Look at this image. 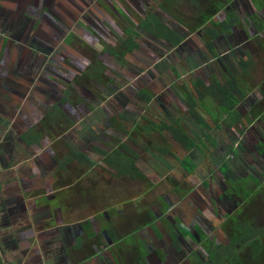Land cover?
I'll list each match as a JSON object with an SVG mask.
<instances>
[{"label":"flooded vegetation","instance_id":"obj_1","mask_svg":"<svg viewBox=\"0 0 264 264\" xmlns=\"http://www.w3.org/2000/svg\"><path fill=\"white\" fill-rule=\"evenodd\" d=\"M13 1L15 7L17 5V12L11 18L2 14L0 23L3 31L0 32V57L9 60L6 63L5 59V68L0 65V136H3L0 138V169L7 170V177L0 179V264H131L132 259L135 264H264V84L251 88L248 94L244 87L253 71H256V65L252 63L255 47L249 41L255 38L264 40V0H163L173 12L169 19L173 24L163 22L170 32L177 33L182 40L175 45L173 41L164 42L150 34L151 41H147H160L164 48L161 52L167 55L168 62L180 61V58L188 56L195 58L202 52L213 56L224 41L228 51L222 55L234 51L239 64L233 68L225 63L229 61L228 57L225 59L221 55L216 58L221 63L220 69L217 70L211 61L204 73L200 72L187 82L182 79L178 64L175 66L173 63L171 75L174 77L168 82L156 67L162 57L150 53L148 49H157L149 47L144 61L152 64L148 68L155 79L147 77L146 85L134 82L140 76L138 71H135V77L128 79L127 75L121 76L116 71L118 67L107 69L108 84L99 86L112 92V95L104 101L103 107L105 112L109 110V117L100 123L84 116V109L93 110L88 103L72 104L67 95L75 90L81 97H99L89 89L90 83L103 81L100 76L102 68L112 66L111 60L119 62L123 58L128 59L129 53L124 47L128 39L107 44V38L99 32L104 45L95 54V70L89 73L90 66L83 61V55L72 48L69 51L70 45L66 41L76 31L71 33L61 25L58 19L60 12L53 13L47 6H40L38 0ZM64 1L58 3L61 11L66 10ZM154 2L158 10L162 0ZM71 3L80 14L86 9L85 6L89 8L83 19L79 20L83 24L81 31L92 30L93 26L97 29L106 27L109 32V21L115 25L110 13L120 14L119 8H124L121 0H71ZM206 3L216 6L215 14L209 17L200 15L203 17L202 23L191 31L185 23L187 18L183 9L188 5V8L191 6L198 11L200 7H206ZM138 4L142 12L147 9L144 1ZM93 9L100 10L103 17H107L98 19L102 27L97 26ZM127 13L134 17L129 11ZM75 15L70 14V17L74 19ZM86 17L87 23L84 21ZM148 19L133 18L137 28L132 31H138L141 36L148 35L149 32L142 29ZM179 28H183L182 32L192 35V38H184ZM213 30L216 36H212ZM57 36L65 49L59 47L49 61L42 55L38 60L46 66L49 74L65 81L68 87L61 89L60 86L54 88L51 85L49 91L48 77L52 76L47 75L46 71L38 75L37 67L40 66L30 67L29 61L33 60L29 46L30 40L42 39L54 47L60 40ZM54 37L58 41L54 42ZM206 38L209 40L205 41ZM136 41L138 46L132 53L141 51L144 46L138 36ZM38 45L42 46V41ZM68 51L70 57L64 54ZM54 64L61 68L52 69L55 68ZM18 68L24 72L20 73ZM27 69L29 71L25 74ZM221 73L225 80H222ZM36 76H39L37 80ZM197 78H201L207 86L213 85L215 79L223 84H228L230 80L234 84V94L241 100L239 104H248L244 113L236 109L237 113H233V116H222L221 108L227 103L219 95L216 118L203 107L214 121L213 131L216 127L222 131L221 124H225L227 130H232L235 122L242 125V132L233 133L235 144L228 139L229 136L224 139L218 136L223 139L218 141L213 134L207 133L199 136L200 142H197L195 136L192 137L182 128L180 113L208 129L209 133L213 128L207 121L208 127L201 125L198 119L200 115L193 109L200 104L191 108L183 99L185 87L192 97H197L192 83ZM16 80L20 87L24 83L26 88L27 83L35 86L30 97H23L26 93L23 86L21 89L14 87L15 92L6 90L10 87L8 84H17ZM117 85L126 88L117 91ZM42 89L46 93L43 94ZM239 89L241 92H238ZM58 93L62 94L58 96ZM55 97L57 100H54ZM153 103L176 106L177 119L157 122L145 110L147 105ZM257 107L260 110L256 116L252 114V109ZM77 120H82V126L88 129H79ZM152 122L167 125L169 129L166 127L159 132ZM40 124L42 130L38 128ZM179 126L198 145L205 144L209 149L210 141H216L221 148L215 151L209 149V152L205 150L207 155L200 151L205 161L199 163L195 153L198 146L195 149L187 147L183 135L176 132L181 130ZM141 136L152 140L157 136L160 140L142 145ZM51 140H58L60 146L62 144L63 157L57 159L56 151L47 145L52 143ZM150 153L158 155L161 162L173 164L171 172L164 175L147 168L146 155ZM215 157L219 159L220 166L212 168L210 163ZM52 158H55L56 164L49 169ZM95 170L97 172L93 173ZM69 171L74 176L79 171L84 176L92 174V177L87 183L74 184L73 180L70 181V188L75 190L70 194L66 192L68 185L65 183V173ZM51 173H55V179L47 181L45 176ZM127 180L139 187L145 186V194L140 195L145 198L118 201L117 205L110 203V199H119L126 191L121 189L125 188L123 182ZM159 185H163L166 191L158 193L156 188ZM96 186L108 193L102 198L104 203L101 210L82 219L74 217L77 206H87L93 199L97 200ZM55 189L57 191L51 197L42 194V190L49 193ZM111 190L112 193L109 192ZM151 193L154 198L149 202L146 196ZM128 203L137 209V216L131 222V228L126 229L127 225L123 223L128 216L122 207ZM144 213L147 214L145 218ZM89 240H95L91 247L92 255L81 261H73L72 254L80 249L85 250L88 246L84 248V244Z\"/></svg>","mask_w":264,"mask_h":264},{"label":"rangeland","instance_id":"obj_2","mask_svg":"<svg viewBox=\"0 0 264 264\" xmlns=\"http://www.w3.org/2000/svg\"><path fill=\"white\" fill-rule=\"evenodd\" d=\"M143 1H144L145 6L147 7V9L142 12L140 9L141 7H138L139 6L138 3H142ZM154 1L155 0H140V1L139 0H121L122 5H124V8H122V9L119 8L120 14L110 13V11H108V9L104 8L105 10H107L110 13L111 20L113 19L115 22L114 23L115 25H113L112 22H110L108 20L109 21L108 26L110 25L109 32L107 31L106 27L104 29L102 27L101 23H99V20H101L102 18L105 19L107 17H103L104 16L103 12H99L100 10L97 11L96 9L95 10L93 9V16L96 17V18L94 17L95 22L97 23V26L99 25L102 28L97 29L96 27L92 26L91 27L92 30L86 29V31H89L90 34H88L86 31H83V30L81 31L82 28H80V27L83 26V24H80V22H79V20L81 21L83 19L84 15H85L84 13L88 12V11H86L87 9H89L87 6L84 5L86 9L84 10V12L82 14H80L74 8L73 4L71 3V0H65L64 1V4L66 5L64 8L66 10L62 9V11L59 9V6H58V3H60V0H42V2H41V0H39L40 3L39 2L38 3L40 4V6L42 5V7L47 6V8L51 9L53 11V13L59 14V12H60L61 14L58 17V19L61 21V25H63L69 31H72L71 33H74L73 30L76 31L75 34L70 35V37L67 39L66 43L70 45L69 51L72 48L74 51H77L78 53L83 55V59H84L83 61H85L88 66H90L88 69V71L90 73L92 70H95V67H96V65L94 64V63H96L94 61L95 54H97L98 50L101 49L104 45V43H101L103 37L100 36L99 32L107 38L105 43L109 44V43H114L116 41H120V39L124 40V39H128L130 37L131 32L129 30H133V29L137 28L136 23L134 22L133 18H135L136 20H141V17L150 18V16H154L156 18L161 19L162 21H165L166 23H172L173 22V21L169 22L170 16L173 14V12L171 13V10L169 9L168 4L165 2L163 3V0H162V3L159 4V8L157 10V8L155 7L156 3ZM149 6H150V8H149ZM187 6H186V8L183 9V12L186 13L185 17L187 18L185 20V23L187 24V27L189 29H191V31H192V29L199 27L200 23H202L203 17L200 15L205 14V15H207V17H209L210 15H214L216 12V6H214L213 4H210V3H206V5H205L206 7H200V9L198 11L195 8H191V6H189L190 8H188ZM70 7L74 10L72 11ZM125 11H127V12L129 11L130 14L134 17L131 18L130 15H128V13ZM137 12L140 14H138ZM70 14H72V15L76 14L74 19L72 17H70ZM89 14H90V16H92L91 13H89ZM178 16H180V15H178ZM188 18L190 19L189 22H187ZM84 21H85V23H87V21H88L87 17L84 19ZM129 21H131V24ZM178 30L183 34L184 38H190V39L192 38V35H189L188 33L182 32L183 28L182 29L179 28ZM145 34H147V33L145 32ZM150 36H151L150 34L144 35V36H141V35L138 36L139 42L144 45L142 47L141 51L129 53L127 60L125 58H123L122 60H119V62H114L113 60H111L112 66H110L108 68H104V67L102 68L103 73H101L100 76L103 79V81L99 82V83H90V86H89V89L92 90V92H94L99 97L96 96L97 98H95V99H92L93 97L88 96V95H83L84 97H81L75 93V90H73L74 92H71L67 95L68 101L71 102L72 104H78V105L83 104L81 102L88 103V106L92 107L93 110L88 111L87 108L84 109L83 110L84 116L91 117L90 119H92L93 122L100 123L101 120L106 121L107 118L109 117L108 116L109 110L106 109V112H105L103 107H105L104 101H107V99L110 98L112 95V92L105 91V90H103V88H101V87L105 86L106 84H108V82H106V81H108L106 73L109 72L107 69H110L113 67L115 69V67H118V68H116V71H118L121 76L127 75L129 77L128 79H130V76H132V78L135 77L134 73H135V71H138L140 73V76L138 78H136V80H134V82L139 83V84L142 82L143 85H146V83L148 81L147 77H151V79H153V78L155 79V75L153 74L152 70H149V68H148V65H152V64L144 61V59H147V55H146L147 49L149 47H151L152 49H157V50L154 51V50L148 49L150 51V53L160 54V57H162V61L156 67H158L159 73H161V75H163L165 81L169 82L173 79L174 75H171V67L174 65L176 66L178 64L177 68L180 71H182V79L187 80V82H189L190 80L196 78L200 72L204 73V71H206L205 67H209V62H211V61L215 64L217 70L220 69L221 63L216 58L220 57L223 53L228 51L227 45H225V42L222 41L221 42L222 44L220 45V47L219 46L217 47V52L213 56H211V54H209V53L204 54L205 52L204 53L202 52V53H200V55L196 56L195 58H191L188 56V57L180 58V61L176 59L175 62H172L170 60L168 62L167 55L165 53L161 52L164 49L161 42L160 41H157V42L155 41L156 43L148 42L147 40H150L149 39ZM96 37H101V38H96ZM142 37L144 39H142ZM254 37H255V35H254ZM59 39H60L59 40L60 42L56 38L54 39V42L58 41L57 45H55L54 47L51 46L52 45L51 43L43 42L42 39H39L38 41L32 40V42L30 40L31 44L29 46V52L32 55L31 60H33V61H29L30 67L36 66V65L42 67V68L37 67L38 75L44 74L43 72H45V71H46L45 73H48L47 75H51V74H49L48 69L45 68L46 66L43 65L42 62H40L38 59L42 55V58H45L46 60L49 61L50 57L55 52H57L59 47H62L63 49H65V46L62 45L63 43H61V38H59ZM206 40L208 41L209 39L206 38L205 41ZM39 41H42V46L38 45ZM249 44L252 45L253 47H255V51H254L255 56L252 58V59H254V61L252 63H253V66L256 65V71H253V74L249 77L250 80L248 79L247 85L244 86L247 94L251 91V88L257 87V86H262L264 84V40H262L260 38H258V39L255 38V40L254 39L250 40ZM69 51L66 53H64V52L63 53L66 56L70 57L71 53ZM233 52H230L229 54L222 55V56L225 59H227V57H228L229 61L225 62L226 64L231 65V67H233V68H236L237 64H239V60L236 58V56L233 55ZM212 58H214V60H212ZM5 59L6 58H4L3 56L0 57V65L4 66V68L7 66L6 63L9 61L6 59V63H5ZM173 63H174V65H173ZM260 64H263V65H260ZM162 65H163V67H162ZM54 66H55V68H52V69H56V67L61 68L56 64H54ZM18 71L20 73L24 72L23 69H19ZM28 71L29 70L27 69L25 74ZM75 72L78 73V70H75ZM164 74H166L167 76ZM47 75L45 74V76H47ZM84 75H85V71H84ZM51 76L52 77L47 76L48 79L50 80V85L47 87V89L49 91H50L51 85H53L54 88L56 86L59 88V86H60L61 89H62V87H68V85L65 83V81L58 79L57 77H55V75H51ZM220 76H221L222 80H225V76L223 75V73H221ZM38 78H39V76H36L35 80H37ZM157 79H158V77H157ZM13 80L15 81V79H13ZM16 82H17V84H15V85L8 84V86H10V87L9 88L7 87L6 90L15 92V90L13 89L14 87H16V89H21V87L23 86V89L26 90L25 96H23V97H30V92H32V90L34 89L35 86L29 85L27 83L26 84L27 88H26L24 86L25 85V83H24V85H22L20 87V84H18L17 80H16ZM123 88H126V87H123V86L119 87V85H117V87H116L117 91L118 90L120 91V89H123ZM42 93L44 94L46 92L42 89ZM60 94H62V93H58L56 95L59 96ZM177 94H178V92H177ZM168 98H170V97H168ZM179 99H180V97H179ZM54 100H57L56 97ZM167 101H169L170 103L172 102V100H167ZM210 104L212 106H215V103L212 101L210 102ZM246 105H248V104H243V105L239 104L236 107V109L240 113H242V112L244 113ZM21 106L24 107V104L21 103ZM147 106H148L147 109L145 108L146 113L151 118H153L154 120H156L159 123L172 122V121H175L177 119V117H176L177 115H176L175 110H178V109L177 108L174 109L176 106L173 107L170 105H166L165 103H153V104L147 105ZM36 108L39 109L38 106ZM184 108H187V107H184ZM193 109L196 113H198L200 115V117L204 121H207L209 123L211 128L213 126L212 131L210 130V133H209L208 129L202 128L199 125V123L191 120L190 118H187L185 115H182L180 113L179 117H180V120L182 123V128H184L186 131H188V133L190 135H193L192 137L195 136L194 139L197 142H200L199 136L203 137V136H205L204 133H207L209 135L213 134L218 141H223L224 137L229 136L228 139H232L231 142H233L235 144V141H233V140H235V138H234L235 135H233V133L235 131L236 132H242L243 131L241 124H239V123L237 124V122H235V125L234 124L232 125V130H227L228 128L225 126V124H221V126H223L222 131H220V129H217V127H216V130L213 131V129L215 128V126H214L215 124H214V121H212L211 116L206 112V110L199 105ZM259 110H260V107H257V109H254V110L252 109V114L257 116ZM261 111H262V109H261ZM263 111H264V109H263ZM24 114L25 113H23V115ZM244 115L246 116L247 113H245ZM80 118H82V117L80 116ZM76 123L79 124V129H80V127H82L85 130L88 129V127L82 126L83 125L82 123H84V122H82V120H80ZM143 123H145V122H143ZM243 123L245 124V122H243ZM20 124H21V122H20ZM91 125H88V126L91 127ZM38 128H40V130H42V124H40V126H38ZM218 136H220L221 138L223 137V139H220ZM2 137L3 136H0V138H2ZM139 139H140V143H142V145H145V144L150 145L152 141L157 142L158 140H160L159 138L157 139V136H155L153 138L154 140H152L151 138H148L147 136H145V137L141 136ZM209 144L211 146V148H209L211 151L219 150V148H221V146H219V144L216 141L215 142L210 141ZM47 145L51 146L53 151H56L57 159L63 157L61 155V152H63L61 149L62 144L60 146V143H58V140L52 141L51 144H47ZM216 146L218 148H216ZM209 149H208V146H205V144L204 145L200 144V145H198V149H195V153H196V156H198V162L199 163L200 162L202 164L204 163L205 159H204L202 153H204V155H207L208 153H206L205 150L209 152ZM225 149H227V147H225ZM214 154H215V152H214ZM31 156H32V154H31ZM146 156L148 158V163L146 164L147 168H150V169L155 170V171H160L164 175L169 171L171 172L173 164H169L168 162L164 163V162L159 161L160 158L158 157V155H153L150 153ZM52 159L53 160L50 161L51 163L49 162L50 163L49 169H52V167H54V165L56 164L55 158H52ZM210 165H211L210 167H212V168L219 167L220 166L219 159L215 157L214 161H212L210 163ZM0 170H1L0 171V179L2 180L4 177L5 178L7 177L6 172H5L7 170H6V168H2ZM15 172L18 173V171H15ZM92 172L93 173L97 172V170L92 171ZM149 172H153V171H149ZM57 174H59V172H57ZM66 174H67V176L65 177L66 178L65 183L68 185L66 192H68L70 194L75 192V190L73 188H72L73 189L72 190L68 184L70 181L73 180L74 184L77 182L87 183L89 181V179L92 177V174L84 176V174H82L79 171L75 174V176L73 174L71 175L70 171L66 172L65 175ZM45 179L47 181H51V180L55 179V173L54 174L53 173L47 174L45 176ZM120 181L122 182V180H120ZM123 183L125 184V188H122L121 190H126V191L123 192L122 196L119 197V199H114L113 201H111V199H110V203H114L117 205L118 201L124 202L126 200H135L137 198H140V199L145 198V197L140 196V195L145 194V189H146L145 186L139 187L138 184H136L135 182H133L131 180L124 181ZM96 188L98 189L95 192L97 200L93 199L90 203H87V206H85L86 204H84L82 207L77 206L76 214L74 215V217H76V218L79 217V219H82V217H84L86 215H91V214L94 215V213L98 209L101 210V207L103 206L102 204L104 203V199H102V198L104 195H106L107 192H104V190L101 189L99 186H96ZM140 188H141V190H140ZM156 189H157L156 191H158V193L166 191V188L163 185H161V186L159 185V187ZM44 190H42V194H45L46 196H50V197L53 195L54 191L55 192L57 191L55 189V190H52L48 193V192H45ZM113 190H111L109 192L112 193ZM146 198L150 202L151 199L154 198V194L151 193L150 195L146 196ZM107 200H109V199H107ZM153 201L151 203H153ZM96 203H99V204H96ZM95 204L99 205V206H96ZM122 209H123V212L124 213L126 212L127 216H128V218L125 219L126 222H124L123 225H125V226L127 225L126 229H127V227L129 229V228H131L129 226L132 225L131 222L133 221V219L136 220L137 209L129 203L126 204L125 207H122ZM145 215L147 216V214L144 213V218H145ZM135 223H137V222H135ZM154 230H155V227H154ZM93 243H95V240L87 241V243L84 244V246H85L84 248H86V246H88V247L85 250L80 249V250L76 251L74 253V255L72 254V260L73 261L74 260H77V261L80 260L81 261L83 258L90 257L92 255L91 247H92ZM82 251H85V252L82 253ZM80 254H82L81 257L79 256ZM119 257L121 258V256H119ZM124 261H125V263L127 262V260H124ZM130 263L135 264V260H133V259L130 260ZM42 264H44V262H42Z\"/></svg>","mask_w":264,"mask_h":264},{"label":"trees","instance_id":"obj_3","mask_svg":"<svg viewBox=\"0 0 264 264\" xmlns=\"http://www.w3.org/2000/svg\"><path fill=\"white\" fill-rule=\"evenodd\" d=\"M52 17V16H51ZM142 29L146 32H149V34H152L156 37L158 40H162L164 42H174V44H178L182 39L177 33L170 32L166 23H164L161 19L156 18L154 16H150L148 20L143 24ZM131 33L130 37L126 42H124V47L126 48V52L130 53L135 48H137V41L136 37L140 35L138 31H132L129 30ZM212 36H216V31L213 30ZM175 38V40H173ZM194 89L197 91V97L194 98L192 95H190V92H188V88L185 87L186 91L183 95V99L193 108L195 105L200 104L202 107H204L208 113L216 118L217 112H215L216 108L219 111V107H217V101L220 100V96H222V99L227 105H223L221 110L223 113H221L222 116L225 114L232 115L233 113L236 114L237 110L236 107L239 105L241 100L240 98L234 94V84L229 80L228 84H223L219 82L218 79L214 80V84L211 86H207L204 81L201 78H197L196 81L192 82ZM183 85V84H182ZM238 87V86H237ZM236 87V88H237ZM183 91V88H182ZM238 91V90H237ZM238 92H241V89H239ZM214 97V99H213ZM243 97V96H242ZM214 102L215 106H212L210 102ZM222 103V101H220ZM198 119L200 120L201 125L207 126V123L199 116ZM152 125L155 129H158L159 132H163L164 129L167 127L169 129V126L167 125H158L157 123L152 122ZM180 127V126H179ZM181 128V127H180ZM173 130L171 126V131ZM174 132V130H173ZM179 132L186 140V145L189 149H195L197 148L198 144L187 135L186 131L181 128V130L176 131Z\"/></svg>","mask_w":264,"mask_h":264},{"label":"crops","instance_id":"obj_4","mask_svg":"<svg viewBox=\"0 0 264 264\" xmlns=\"http://www.w3.org/2000/svg\"><path fill=\"white\" fill-rule=\"evenodd\" d=\"M33 2H36V1L33 0ZM16 7L14 5V1L12 2V0H0V23H1V15L5 14V16H7L8 18H11L13 14L17 12ZM31 7L34 8L36 6L31 5ZM0 32H3L2 29H0Z\"/></svg>","mask_w":264,"mask_h":264}]
</instances>
